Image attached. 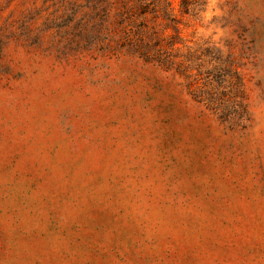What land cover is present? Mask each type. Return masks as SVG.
<instances>
[{
	"label": "rangeland",
	"instance_id": "1",
	"mask_svg": "<svg viewBox=\"0 0 264 264\" xmlns=\"http://www.w3.org/2000/svg\"><path fill=\"white\" fill-rule=\"evenodd\" d=\"M190 1L0 0V264H264V0Z\"/></svg>",
	"mask_w": 264,
	"mask_h": 264
},
{
	"label": "trees",
	"instance_id": "2",
	"mask_svg": "<svg viewBox=\"0 0 264 264\" xmlns=\"http://www.w3.org/2000/svg\"><path fill=\"white\" fill-rule=\"evenodd\" d=\"M182 5H183V8L185 9V13H189L191 11L190 7H191L192 3H191L190 0H183ZM222 77L223 78H221V79H224V80L219 82V83H222V84L226 83L227 82V80L225 79L226 75H223ZM202 101L203 102L205 101L206 104H211L213 106L214 111L217 114H219L221 116V118L226 117L228 112H230V114H233V115H236V113L239 112V111L242 112L243 114L247 113V109H246L245 106L237 105V106H234V107L230 108V110H229L227 108H222L220 106H215V104L211 100H207L206 99V100H202Z\"/></svg>",
	"mask_w": 264,
	"mask_h": 264
}]
</instances>
